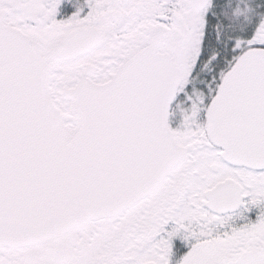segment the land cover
Returning a JSON list of instances; mask_svg holds the SVG:
<instances>
[{"label":"snow or ice","instance_id":"1","mask_svg":"<svg viewBox=\"0 0 264 264\" xmlns=\"http://www.w3.org/2000/svg\"><path fill=\"white\" fill-rule=\"evenodd\" d=\"M230 3L0 0V264H264V0Z\"/></svg>","mask_w":264,"mask_h":264},{"label":"trees","instance_id":"2","mask_svg":"<svg viewBox=\"0 0 264 264\" xmlns=\"http://www.w3.org/2000/svg\"><path fill=\"white\" fill-rule=\"evenodd\" d=\"M239 1L234 0V3H230L229 7L231 8V20L234 24L241 25L245 22V16L244 14L238 13L236 10H238Z\"/></svg>","mask_w":264,"mask_h":264},{"label":"flooded vegetation","instance_id":"3","mask_svg":"<svg viewBox=\"0 0 264 264\" xmlns=\"http://www.w3.org/2000/svg\"><path fill=\"white\" fill-rule=\"evenodd\" d=\"M238 1H239L238 13L244 14V11H245L247 3H248V0H238ZM241 25H243V24H241ZM241 25H239V26H241Z\"/></svg>","mask_w":264,"mask_h":264},{"label":"rangeland","instance_id":"4","mask_svg":"<svg viewBox=\"0 0 264 264\" xmlns=\"http://www.w3.org/2000/svg\"><path fill=\"white\" fill-rule=\"evenodd\" d=\"M239 26V25H238ZM242 26V25H241Z\"/></svg>","mask_w":264,"mask_h":264}]
</instances>
